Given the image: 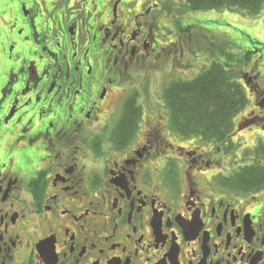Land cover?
<instances>
[{"label": "flooded vegetation", "instance_id": "1", "mask_svg": "<svg viewBox=\"0 0 264 264\" xmlns=\"http://www.w3.org/2000/svg\"><path fill=\"white\" fill-rule=\"evenodd\" d=\"M198 15L186 0H0V264H264L263 55L245 47L254 110L225 143L169 124L164 90L219 47Z\"/></svg>", "mask_w": 264, "mask_h": 264}, {"label": "trees", "instance_id": "2", "mask_svg": "<svg viewBox=\"0 0 264 264\" xmlns=\"http://www.w3.org/2000/svg\"><path fill=\"white\" fill-rule=\"evenodd\" d=\"M186 7L198 13L225 12L226 21L229 20L230 12L234 11L248 17H257L264 10V0H186ZM210 23L220 25L214 21ZM252 42L258 43L257 40ZM240 43H232L234 49L239 51L237 54L233 49L229 53L224 52L220 45L217 50H209V59H206L208 66L198 71L196 77L186 82L173 80L166 87L164 102L175 137L185 141L201 139L207 144L221 145L233 135L236 119L244 113L249 103V94L239 82V77L246 70L244 62L249 60L247 54L250 53L246 49L254 50ZM216 52L223 54L220 57L222 64L210 59L211 54L216 57ZM235 62L236 65H233ZM229 148L232 149V145ZM254 172L252 180L255 183L264 179V169L258 162ZM239 178L247 180L245 175Z\"/></svg>", "mask_w": 264, "mask_h": 264}, {"label": "rangeland", "instance_id": "3", "mask_svg": "<svg viewBox=\"0 0 264 264\" xmlns=\"http://www.w3.org/2000/svg\"><path fill=\"white\" fill-rule=\"evenodd\" d=\"M198 16H201V19L204 20L209 27L218 28L219 36V45L224 50V52L229 53L231 49L237 54L239 51L234 49L232 43L235 45H239V43H245L246 46L255 49L254 51H258V55L262 56L264 59V10L257 17H248L245 15H241L237 12H230L229 20L225 21V12L219 11H207L198 13ZM207 21H214L220 25H216ZM257 40L259 44H253L252 41ZM232 42V43H231ZM240 43V44H241ZM226 56V55H225ZM247 58V57H246ZM164 71H168V67H163ZM152 73V71H150ZM198 71L188 74V79H193L198 74ZM145 88L144 91H153L154 84L152 80L146 79L144 81ZM247 95L250 94L249 90L246 89ZM249 110H254L252 97L249 95V103L244 113L240 114V117L245 115ZM246 112V113H245ZM238 118L236 122L238 123ZM264 138V136L261 135ZM255 141H245L242 142V145L237 149L238 155H241L245 150L252 149L255 146ZM250 151V150H249ZM245 152V155L248 156L250 152ZM231 167V165H230Z\"/></svg>", "mask_w": 264, "mask_h": 264}]
</instances>
